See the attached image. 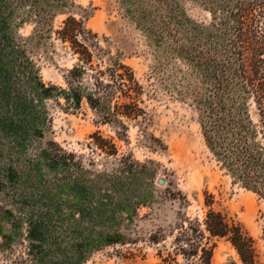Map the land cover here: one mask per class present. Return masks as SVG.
I'll return each mask as SVG.
<instances>
[{
	"label": "rangeland",
	"instance_id": "1",
	"mask_svg": "<svg viewBox=\"0 0 264 264\" xmlns=\"http://www.w3.org/2000/svg\"><path fill=\"white\" fill-rule=\"evenodd\" d=\"M233 5L0 0V264H187L176 240L210 210L264 264V124L236 70ZM70 17L97 35L95 65L134 72L136 119L74 106ZM204 242L211 264H243L225 239Z\"/></svg>",
	"mask_w": 264,
	"mask_h": 264
},
{
	"label": "trees",
	"instance_id": "2",
	"mask_svg": "<svg viewBox=\"0 0 264 264\" xmlns=\"http://www.w3.org/2000/svg\"><path fill=\"white\" fill-rule=\"evenodd\" d=\"M233 2L225 25L231 30L236 70L244 81V90L256 100L264 124V0ZM58 34L63 42L71 43L78 59L74 70L70 72V84L74 85L70 89L74 96V106L80 107L86 99L91 109L100 115L102 122L120 117L136 119L139 116L141 87L132 69L119 61L107 67L95 65V57L100 49L98 37L87 31L83 22L73 17L64 22ZM38 85L44 94L50 90L41 82ZM99 146L106 151L103 143ZM112 150L116 153L114 146ZM204 222V230L190 223V227L176 240L173 254L183 255L187 264H211L213 250L204 241L225 239L235 248L243 264H261L254 239L240 224L214 210L209 211ZM206 233L209 234L208 237ZM181 240L185 245L180 243ZM31 250L35 253L34 245ZM168 259L175 260L172 254Z\"/></svg>",
	"mask_w": 264,
	"mask_h": 264
}]
</instances>
